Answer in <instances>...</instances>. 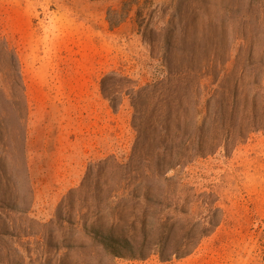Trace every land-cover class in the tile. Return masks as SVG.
Segmentation results:
<instances>
[{"label": "rangeland", "instance_id": "obj_1", "mask_svg": "<svg viewBox=\"0 0 264 264\" xmlns=\"http://www.w3.org/2000/svg\"><path fill=\"white\" fill-rule=\"evenodd\" d=\"M0 126L9 259L264 264V0H0Z\"/></svg>", "mask_w": 264, "mask_h": 264}, {"label": "trees", "instance_id": "obj_2", "mask_svg": "<svg viewBox=\"0 0 264 264\" xmlns=\"http://www.w3.org/2000/svg\"><path fill=\"white\" fill-rule=\"evenodd\" d=\"M196 135V136H195ZM195 139L192 140L190 143V147L192 151H190V156L186 157L185 161H174V163H164V161L160 160L157 162V168L160 170V172H163L164 174L168 173V171L173 170L177 168L179 165H186L189 162L193 160L195 156H205L202 151L203 146V136H204V127L201 125L194 131ZM11 149V143L9 141V138L6 134H4V129L0 126V200H3L2 202L4 204H7L8 208L10 210H16V206L10 205L8 200L6 199L7 192L10 193V184L11 180L9 178V175L7 171L4 169V159L3 155L8 153V149ZM177 160V159H176ZM8 220V219H6ZM3 219L0 215V264H25V259L17 255V258L15 259H9L7 255H4L2 253V243L4 242V237L11 238L13 236L12 231H9V229L13 227H9L7 224V221ZM13 230V229H12ZM110 237H104L101 241V244L105 247L108 246V241Z\"/></svg>", "mask_w": 264, "mask_h": 264}]
</instances>
